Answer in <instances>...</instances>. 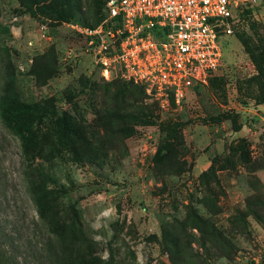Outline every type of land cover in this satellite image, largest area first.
<instances>
[{"label":"rangeland","instance_id":"rangeland-1","mask_svg":"<svg viewBox=\"0 0 264 264\" xmlns=\"http://www.w3.org/2000/svg\"><path fill=\"white\" fill-rule=\"evenodd\" d=\"M104 3L0 0V112L6 89L37 106L24 141L0 114V252L48 264L44 195L45 216L79 219L54 264H264V0L179 104L86 51L76 26Z\"/></svg>","mask_w":264,"mask_h":264},{"label":"built area","instance_id":"built-area-1","mask_svg":"<svg viewBox=\"0 0 264 264\" xmlns=\"http://www.w3.org/2000/svg\"><path fill=\"white\" fill-rule=\"evenodd\" d=\"M257 0H105L95 26L77 25L105 74L118 68L161 102L179 104L221 67L237 10Z\"/></svg>","mask_w":264,"mask_h":264},{"label":"trees","instance_id":"trees-1","mask_svg":"<svg viewBox=\"0 0 264 264\" xmlns=\"http://www.w3.org/2000/svg\"><path fill=\"white\" fill-rule=\"evenodd\" d=\"M263 1V0H262ZM105 4V3H104ZM71 16V12L62 15L65 19H69ZM245 45V43H244ZM143 86V85H142ZM11 89H6L4 94L1 96V117L3 121L14 130V132L20 137L22 141L28 139L30 133L33 130V126L35 123V120L32 116L33 111L36 109V104L33 103H26V102H20L16 101L15 98L10 93ZM45 175V174H43ZM46 179V178H44ZM43 179V180H44ZM44 195H41L37 197L36 202L40 205V219L45 220H51V225H52V231L51 235L52 237H47L46 241L41 243L42 250L46 252L47 256L44 259V263L48 264H54L57 259L63 260L64 255L62 254L61 248H57L54 246L53 241L61 242L63 241V236L61 233V228L63 223H70L72 224H79V219L67 215H63L62 217L56 218V216H45L43 214V209H45L46 205L50 203V200L46 197H43ZM42 215V216H41ZM61 223V224H59ZM0 264H15L13 261L9 258H6L3 253L0 252Z\"/></svg>","mask_w":264,"mask_h":264}]
</instances>
